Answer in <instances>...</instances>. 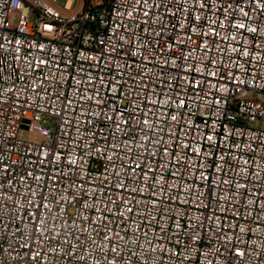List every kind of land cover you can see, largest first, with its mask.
<instances>
[{
	"label": "built area",
	"instance_id": "obj_1",
	"mask_svg": "<svg viewBox=\"0 0 264 264\" xmlns=\"http://www.w3.org/2000/svg\"><path fill=\"white\" fill-rule=\"evenodd\" d=\"M75 4L0 0V264H264V0Z\"/></svg>",
	"mask_w": 264,
	"mask_h": 264
},
{
	"label": "rangeland",
	"instance_id": "obj_2",
	"mask_svg": "<svg viewBox=\"0 0 264 264\" xmlns=\"http://www.w3.org/2000/svg\"><path fill=\"white\" fill-rule=\"evenodd\" d=\"M79 1L80 0H75V6H77L78 5V3H79ZM65 2H66V0H57V4L59 5V6H64V4H65ZM18 17V15L17 14H15L14 15V19H13V22L14 23H16V21H17V18ZM33 18V17H32ZM20 136L22 137V138H29V136H30V132H28V131H26V130H21L20 131Z\"/></svg>",
	"mask_w": 264,
	"mask_h": 264
}]
</instances>
